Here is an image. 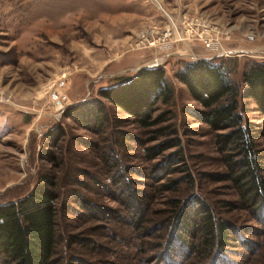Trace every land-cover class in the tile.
I'll return each instance as SVG.
<instances>
[{"label": "rangeland", "instance_id": "1", "mask_svg": "<svg viewBox=\"0 0 264 264\" xmlns=\"http://www.w3.org/2000/svg\"><path fill=\"white\" fill-rule=\"evenodd\" d=\"M197 59L221 64L241 92L244 67L264 61V0H0V204L21 198L42 173L52 171L59 174L61 198L76 190L93 204L121 210L100 185L108 179L99 150L82 140L99 146L114 142V152L124 164L151 176L152 165L161 158L147 160L143 149L168 138L165 129L147 142L156 134L151 130L170 126L181 138L185 171L158 181L131 176L143 182L136 186L149 196L144 224L157 229L140 237L127 223L89 218L88 211L67 199L69 209L59 215L58 226V249L65 262L155 264V259L149 260L158 259L155 245L164 240L158 236L170 222L171 201L197 195L217 217L238 228L243 239L254 243L253 254L240 245L231 247L237 254H230L229 260L264 264V219L261 223L250 212L226 204L236 201L231 185L204 175L223 171L220 155L213 132L189 114V108L199 105L176 76ZM158 66L172 91L169 102H158L154 113L169 111L165 122L140 128L131 116L105 101L109 123L98 137L68 115L69 106L97 97L100 88L142 67ZM239 102V111L264 128L254 104L248 100L245 112L246 101ZM52 129L57 140L49 138ZM257 144L264 147V136ZM46 152L57 156L59 166L46 159ZM177 178L182 180L173 188L161 187ZM75 238L86 243H74ZM199 259L191 257L181 264H204Z\"/></svg>", "mask_w": 264, "mask_h": 264}, {"label": "trees", "instance_id": "2", "mask_svg": "<svg viewBox=\"0 0 264 264\" xmlns=\"http://www.w3.org/2000/svg\"><path fill=\"white\" fill-rule=\"evenodd\" d=\"M176 76L199 105L189 108V114L213 132V143L220 155L223 171L204 175L213 181H227L236 194V201L226 204L250 212L254 219L263 223L264 147H258L257 140L264 136V128L245 117L238 108L241 98L246 101L242 108L248 112L247 101L250 100L254 110L264 118V61H253L244 67L241 92L229 80L223 66L212 60L189 61ZM165 81L162 67L142 68L120 78L114 85L100 88L97 97L69 106L68 115L100 137L109 123L106 101L131 116L132 122L140 128L155 127L168 119L169 111L154 115L158 102L168 103L171 98V87ZM165 129H169L165 133L168 138L143 149L145 159L161 158L159 163L152 165L151 173L155 174L151 176H146L136 166L124 164L114 152V142L99 146L98 142L82 140L85 146L99 150L98 157L108 179V183L100 185L121 210L93 204L76 190L61 198L59 174L52 171L42 173L34 187L21 198L1 203L0 264H73L74 260L65 262L58 249L61 240L59 215L69 209L67 199L70 198L78 209L88 211L91 219L127 223L137 231L138 236L149 235L146 233H151L154 228L144 224L147 222L149 196L144 189L136 186L143 182L131 176H149L158 181L172 172L185 171V152L176 129H170V126L154 128L151 131L156 134L147 142L162 135ZM48 133L49 138L55 136L58 139L54 129ZM122 134L131 141H137L131 134ZM57 135L60 136V133ZM46 159L52 165L59 166L56 164L57 156L46 152ZM185 177L191 184L194 183L191 173L185 174ZM181 180L173 179L168 184H161V187L169 190ZM171 202L170 222L165 228L162 227L161 236H158V239L164 237V240L155 245L159 252L158 259L153 257L150 262L155 259V264H181L194 257L200 258L204 264H233L228 256L237 254L230 250L236 245L248 253H254V243L243 239L238 228L217 217L213 208L197 195ZM73 242L86 243L76 238ZM78 261L83 263L79 259L74 262L79 264Z\"/></svg>", "mask_w": 264, "mask_h": 264}, {"label": "built area", "instance_id": "3", "mask_svg": "<svg viewBox=\"0 0 264 264\" xmlns=\"http://www.w3.org/2000/svg\"><path fill=\"white\" fill-rule=\"evenodd\" d=\"M206 46L209 48L210 47V44H207Z\"/></svg>", "mask_w": 264, "mask_h": 264}, {"label": "water", "instance_id": "4", "mask_svg": "<svg viewBox=\"0 0 264 264\" xmlns=\"http://www.w3.org/2000/svg\"><path fill=\"white\" fill-rule=\"evenodd\" d=\"M142 68H147V67H142Z\"/></svg>", "mask_w": 264, "mask_h": 264}]
</instances>
